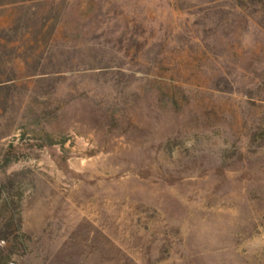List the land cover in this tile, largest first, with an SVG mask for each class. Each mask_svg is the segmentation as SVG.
<instances>
[{"label":"rangeland","instance_id":"obj_1","mask_svg":"<svg viewBox=\"0 0 264 264\" xmlns=\"http://www.w3.org/2000/svg\"><path fill=\"white\" fill-rule=\"evenodd\" d=\"M2 259L264 264V0H0Z\"/></svg>","mask_w":264,"mask_h":264},{"label":"trees","instance_id":"obj_2","mask_svg":"<svg viewBox=\"0 0 264 264\" xmlns=\"http://www.w3.org/2000/svg\"><path fill=\"white\" fill-rule=\"evenodd\" d=\"M4 240L7 241V239H5V238H4ZM7 261H8V259H2V260H0V264H5Z\"/></svg>","mask_w":264,"mask_h":264}]
</instances>
